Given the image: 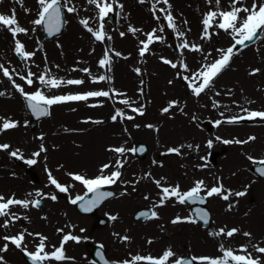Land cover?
I'll return each mask as SVG.
<instances>
[{
    "label": "rangeland",
    "instance_id": "rangeland-1",
    "mask_svg": "<svg viewBox=\"0 0 264 264\" xmlns=\"http://www.w3.org/2000/svg\"><path fill=\"white\" fill-rule=\"evenodd\" d=\"M118 2L124 5L123 11L116 15L120 10L115 8L114 2L112 19L104 22L105 31L112 39L111 41L106 39L103 43L95 41L79 23L80 19L89 17L90 26L96 28L99 24L98 11L95 6L87 4V0H72L77 12L68 13L63 10L64 29L51 39H45L41 26L31 23L37 18L39 10L37 0H23L22 6L15 0H3L0 3V14L10 15L13 8L16 10L19 26L28 30L27 35L18 34L16 39L25 45L26 51L35 52L28 61L17 57L11 33L0 27V64L9 69L15 83L23 87L25 92L33 93L39 89L45 95L52 96L114 89L124 94L120 97L112 95L110 91L111 99L98 97L90 98L88 103L79 101L80 103L66 102L53 105L49 109L50 115L40 120L34 129H30L29 114L24 107L23 97L13 87L12 81L4 77L0 71V92L5 93L0 96V118L19 124L16 129L0 132V144H9L11 146L9 151L20 149L24 159L33 158L32 153L39 151L41 144L47 149L35 158L37 159L35 165H27L23 159H18L21 162V165H18L7 151H0V180L6 185L3 187L6 189L9 187L11 181L9 174H26L24 169L27 166H31V171L37 174H48L50 171L52 174L73 173L92 178L99 174L103 164H114L118 158L117 154L108 151L109 148L123 146L132 149L136 143L141 142L147 146L143 158H137L131 151L119 157L126 161L125 166L120 169L124 178L114 186L116 189L124 186L128 189L125 198H129V261L136 255L159 258L167 249L176 253L173 259L183 256L216 258L222 256L219 249L223 244L226 249L235 250L236 254H243L239 249L247 245L248 252L254 258L259 257L261 264H264V255L255 252L251 247L254 243L264 246V225L261 228L256 225L258 220L261 221L259 213L264 211V178H259L252 171L253 165L247 159L248 155L264 159V131H260L264 129V121L241 120L236 124L222 123L217 127L214 121L222 120L221 107L212 106L213 101L221 105L223 97H226L224 103L228 102V106L234 107L229 116L243 115L238 105L250 110L264 111V37L258 36L254 42L242 49L237 47L241 50L233 56L229 67L214 80L211 90L207 91L212 95L211 101L204 100L207 92L194 98L186 82L177 76V72L183 76H191L192 73L202 70L201 65L219 58L217 49H227L232 45V37L228 34L226 39H221L223 34L216 32L218 28L215 27L209 30L212 34L210 40L200 38L204 15L210 10H231V0H221L219 9L214 0L211 4L208 0H169L172 15L178 28L185 32V39L202 49L201 52L184 50L183 61L188 66V71H183L179 67L181 57L176 45L180 41L166 27L163 14L156 12V15L161 17L159 22L153 18L150 9L154 0H147L144 4L138 3V0ZM252 2L253 0H242V4L238 6L248 7ZM161 7L167 6L157 5L158 9ZM130 25L141 31L135 35L129 33ZM160 25L165 27L163 33L159 32ZM153 29H157V35L163 36L164 40L151 45L150 52L141 58L140 41L146 40L145 34ZM120 32H124L125 36L121 37ZM105 48L122 54L121 57H116L110 53L112 58L110 72L98 66ZM209 53L211 55L205 60L204 57ZM161 57L176 62L178 68L172 69L164 64ZM234 67L236 71L233 70ZM84 68L89 69L91 76L81 71ZM135 68H140L142 75L138 76L133 71ZM255 68H259L260 72L249 75ZM29 70L35 73L31 86L19 78L26 77ZM237 71L241 73L234 74ZM230 72L233 73L228 76ZM42 73L62 80L82 79L85 82L82 85L49 89L41 85L37 79ZM100 75L110 76L111 80L91 82V77ZM169 80L172 84L168 83ZM140 89H143V95ZM216 92H220V95H215ZM122 99H128L130 106L124 104L120 106L118 102ZM169 101H178L180 107L184 109L183 113L189 115L183 123H178L180 128L177 131L182 130V136L177 133L171 119L161 113ZM91 104L101 106L90 107ZM141 106L144 108L143 116L131 111V107ZM116 109L122 110L125 115L134 116L135 119H124L121 122L118 118L113 122L111 116ZM179 111L177 107L167 114L175 115L174 112ZM92 121L103 123L95 124ZM149 124L154 125L158 131L145 127ZM135 125L140 127L137 128ZM142 131L147 132L150 138L142 135ZM163 131H166V134L164 133L166 136H162ZM40 136L44 139L40 140ZM250 136L256 139L249 144L223 143L225 140H246ZM217 137L220 139H216ZM210 140L212 147L209 148ZM188 145H192V148H188ZM180 146H183L180 158L175 153H167L169 148ZM221 148H224L225 152L217 157L214 164L211 163L210 153H221ZM163 155L164 159L158 157ZM114 170L116 169L110 168L105 174ZM242 170L244 174H240ZM146 173H151V178H144ZM153 180H161L162 187L179 185L182 192L193 187L195 181L203 180L206 189L218 186L219 181L226 190L233 193L246 191L248 194L244 197L231 196L229 201L215 196L207 198V208L211 216L208 227L199 222L177 223L179 226H176L177 224L174 225L171 221L177 216L184 218L191 216L189 206L186 203L179 204L173 198L163 207L153 208L154 204L159 202L160 195V189ZM42 181L43 178L40 176L38 183L31 184L34 190L41 189ZM26 187L29 188L30 185L26 184ZM79 190L85 191L82 184L79 185ZM204 195L205 192H202L201 196ZM145 196L149 199H144ZM229 204L235 206L228 210ZM142 207L155 210L160 218L134 220L132 214ZM4 219L6 218H2L0 223ZM86 220L88 218H82V222ZM224 227L226 229L235 227L240 232L233 238L223 236L215 238L209 234ZM243 232H250L251 238L243 236ZM4 243L5 241L0 239V247ZM0 256H3L4 264H20L18 263L20 260L11 254L9 249ZM168 264H172V261L170 260Z\"/></svg>",
    "mask_w": 264,
    "mask_h": 264
},
{
    "label": "snow or ice",
    "instance_id": "snow-or-ice-1",
    "mask_svg": "<svg viewBox=\"0 0 264 264\" xmlns=\"http://www.w3.org/2000/svg\"><path fill=\"white\" fill-rule=\"evenodd\" d=\"M3 0H0L2 3ZM16 3L23 4V0H15ZM114 2L115 8H118L120 11L116 13L119 15L120 12L123 11V4H120L118 0H87V4L95 6L98 11L97 19L99 24L96 28L90 26L89 18H82L80 19L79 23L83 26V28L91 34L95 41L103 43L106 39L111 41L112 37L108 35L105 31L104 22L108 19L110 14L114 12ZM147 0H138V3L144 4ZM208 3H213V0H208ZM214 3L219 9L221 0H214ZM37 4L39 5V10L37 12V18L34 19L31 23L35 26H42L44 31L47 32L49 36H53L61 31L63 26V17H62V10H66L68 13H75L77 12V8L72 5V0H37ZM158 4L166 5L167 7L157 8ZM242 4V0H231V10L227 11H208L203 19V32L201 35L202 40H210L211 35L210 29L215 27L220 30H223L225 33L229 34L232 39L233 43L227 49H217L219 53V58L214 59L211 63H205L201 65L202 70H198L192 73L191 76H183L180 72H177V76L184 80L187 84L188 89H190L191 93L195 97H200L202 93H206L207 91L211 90L214 86V80L226 69L229 67L232 58L234 55H237L238 52L244 47L247 46V42L253 41L258 36L264 37V0H253L252 4L248 7L238 6ZM171 5L169 0H154L151 4V11L153 14V18L156 19L158 22L160 21L161 17L156 15V12L159 11L163 14V19L166 21V27L172 31L175 38L180 41L176 45V50L178 51L181 59L179 61V67L183 71H188V66L183 61V53L184 50L192 51V52H201L202 49L199 45L195 43H190L187 39H185V32L181 31L171 12ZM28 11V9H25ZM243 13L244 15H241ZM184 24H187V21H184ZM0 27L7 29L14 40V52L17 57H20L24 61L30 60L34 55L35 52H29L25 50V45L19 40L16 39L18 34H28V30L22 26H19L17 18H16V10L13 8L11 10V14H0ZM165 30L164 25H160L159 32L163 33ZM35 31V28L33 29ZM140 29L134 28L131 25L128 27V32L135 35ZM121 37L125 36L124 32L119 33ZM146 40L140 41L139 47V56L143 58L147 53L150 52V46L157 42H163L164 37L161 35H157V29H153L151 32L146 33ZM237 45L241 46V49H237ZM59 47V45H58ZM110 53L116 57H121L122 54L118 51H115L111 48H105L103 57L99 59L98 66L101 69H107V71H111L112 65V58ZM211 53L207 54L204 59L207 60L208 56ZM125 59L127 57H124ZM161 60L164 64L169 65L172 69H177L178 64L171 60L161 57ZM57 67H59L57 65ZM75 70V69H74ZM0 71L4 77L8 78L12 81L13 87L16 89L18 93L27 102V107L30 110L31 114L36 118L47 117L50 115L49 109L53 105H58L66 102H79L84 101L87 102L90 98H98V97H105L111 99L112 96L110 95V91L112 95H119L123 96V93H118L114 89L110 91H88L84 93H77V94H69V95H52L48 96L42 90L37 89L33 93H27L24 91V88L20 85L16 84L13 80L12 74L10 73L7 67H4L3 64H0ZM81 71L87 73L91 76L89 69L84 68ZM135 73L140 76L142 75L140 68L133 69ZM260 72L259 68L252 69L249 72V75H256ZM33 76L35 73H32L30 70L27 72V76H20L21 80H24L25 83L29 86L33 84ZM39 83L46 88L49 89H56L60 88L61 86L67 85H82L84 84V80L82 79H68L62 80L59 78L51 77L50 75H46L44 73L40 74L37 77ZM111 77L106 75H100L98 77H91L92 83H99L102 81H110ZM169 84H172V81H168ZM141 84H143V80H141ZM141 95H143V89H140ZM228 93H231V90H228ZM5 95L4 92H0V96ZM215 95H220V92H216ZM119 103L124 105L130 106V101L128 99H122ZM251 103V102H249ZM90 107H98L101 105L98 104H91ZM212 106L214 108H219L221 105L213 101ZM179 107V110L183 113V107H180L178 101H169L168 106L164 107L161 110L162 114L170 113L173 109ZM243 115L239 116H232L228 117L225 120H216L214 121V125L219 127L222 123L228 124H236L239 123L241 120H254L259 119L264 121V111H257V110H250L247 107L239 106ZM131 111L136 113L137 115L143 116L144 115V108L143 106L131 107ZM221 116H224V113H220ZM120 118L121 122L124 119L127 120H134L135 117L131 115H125V113L120 110L116 109L114 114L111 116V120L116 122L117 119ZM195 119V116L192 117ZM87 123L88 121H84ZM92 123L100 124L103 123L102 121H92ZM19 126L18 122L11 121L6 118H0V132H4L11 129H16ZM135 127L139 128V125H135ZM145 127L149 129H154V125H145ZM71 131V130H69ZM127 131V129H125ZM40 140H43V136L39 137ZM216 139H220L217 137ZM256 137L250 136L246 140H225L223 143L230 144L234 143L237 145H245L249 144L252 141H255ZM181 147L169 148L167 153H175L176 155H181ZM188 148H192V145H188ZM208 147H212V141L208 142ZM11 146L7 143L0 144V151H7L9 156L16 159H23L24 163L27 165H35L37 163L36 157H39L41 153L46 152L47 149L43 144L40 146V150L37 152L32 153V157L30 159H24L23 156L20 154V149L9 151ZM108 151L117 154L118 158L115 160V163H106L103 164L99 169V174L94 178H87L81 174H73L69 173L72 180L79 182L84 186L87 190V193H91V198H86V196H77L74 199H71L70 202L73 205L79 204V207L84 212H91L93 209L99 207L105 200L110 197H113L115 194L111 191H102L101 189L106 186H111L117 183V181L121 180L122 169L125 166L126 161L120 159L119 157H123L126 152L131 151L133 154L136 152H144L145 149L141 146L139 149L132 148L126 149L123 146L120 147H112L109 148ZM247 159L251 161L252 165L255 166L256 173L264 177V159H256L251 155L247 156ZM153 163H156L153 161ZM162 166V165H161ZM110 168H115L116 170L111 171L109 174H105L106 171ZM144 178H151V173H146ZM163 178H161L162 180ZM48 180L50 185L54 186L55 189L60 193H67L71 185L65 186L62 185L57 181V179L52 175L50 171H48ZM161 180H153L156 184L157 188L160 189L159 195V202L155 203L153 208L163 207L169 200L175 198V200L179 204L185 203H192V204H204L207 201V198L210 197H219L224 201H229L231 196L235 197H244L248 193L246 191H236L231 192L230 190L224 189L222 184L218 186H213L206 189L203 180L195 181L194 186L191 187L188 191L182 192L179 185L176 186H168L162 187ZM135 186L133 185V188ZM205 192L204 196H201V193ZM126 193H121V195H125ZM29 196H34L37 198L29 199H17L13 196L5 198L3 195H0V218H7L4 219L2 223H0V228L7 229L10 226V223L15 222L16 220L21 219L22 217L18 216L16 213L12 212L11 209L15 206H19L23 209H28L31 205L33 208H39L41 205V200L44 198L51 199L55 201L57 199L56 195L46 196V194L42 193L40 190H36L35 193H29ZM144 199H149L148 196H145ZM235 205L229 204L228 210H231ZM141 217H144L149 220L159 219V215L155 210L149 211H141L137 215V219L139 220ZM23 219H27V217H23ZM111 221H116L118 219L117 216L111 215L109 216ZM192 223L196 224L198 222H202L203 225L207 226L210 223V214L207 210L202 208L195 209V219L192 216L181 218L177 216L175 219L171 221L172 224L177 223ZM58 232H62L63 229H58ZM240 230L238 228H231L226 229L220 228L218 231L214 233H209L215 238H219L221 236L225 238H233ZM25 235L26 230L21 231L17 235H3L0 237L5 243L2 247H0V253L7 252L9 249V245L15 246L16 249L21 250L24 255H26L31 264H45V262H64L69 259H73L71 257H67L65 254V244L69 241H73L76 243L80 242V237H77L72 234H65L62 237V240L59 246H53L52 251H46V243L47 237L42 236L39 233H27L28 236H34L39 238V243L36 246L35 251L29 252L27 248L24 246L25 242ZM119 235V234H114ZM243 236L251 238L250 232H243ZM120 240L122 242H128L130 237L128 236H120ZM151 243V241H149ZM251 247L254 249L255 252L264 255V246H260L259 244H252ZM100 251L97 252V257L100 260L101 264H110V262L105 258V255L102 251L103 245L100 246ZM222 252V256L211 258V257H191V258H175L176 253H174L171 249H167L163 252V254L159 258H154L151 256L142 257L140 255H136L132 257L131 261L125 260L121 262V264H137L140 261H146L147 264H168L171 260L172 264H194V262H198V264H261V260L259 257H253L251 253L248 252V246H241L239 251L243 254H236L235 250L233 249H226L223 244L220 245V249ZM0 264H4L3 256H0ZM95 264V262H93Z\"/></svg>",
    "mask_w": 264,
    "mask_h": 264
},
{
    "label": "flooded vegetation",
    "instance_id": "flooded-vegetation-1",
    "mask_svg": "<svg viewBox=\"0 0 264 264\" xmlns=\"http://www.w3.org/2000/svg\"><path fill=\"white\" fill-rule=\"evenodd\" d=\"M35 175L38 178L37 182L32 181L30 174H9L11 181H9L8 189L3 187L6 185L0 180V195L5 198L14 195L17 199L31 200L34 196L28 194H34L38 190H34L31 184L38 183L41 176L43 181L40 191L46 196L56 195L57 199L52 201L44 198L41 200L42 203L39 208H33L31 205L28 209L19 206L13 207L11 211L22 218L10 223L7 229L0 228V237L17 235L26 230L24 246L29 252L35 251L39 238L28 236L27 233H39L47 237L45 250L49 252L53 250V246H59L65 234L80 237L79 243L69 241L64 246L66 256L73 259L64 262H45V264H93V262L101 264L97 257L101 245H103L102 251L108 261L121 264L125 260H130L129 241L122 242L120 240V236H128L129 198H125L126 195H121L122 192L126 193L128 190L125 186L116 189L114 184L102 188L104 191H111L115 195L105 200L90 215H82L77 210V206L70 202L71 199L86 193L79 190V182L72 180L69 174H52L62 185H71L67 193H60L54 186L50 185L48 174ZM121 178H124V174ZM26 184H29L30 187L27 188ZM111 215L117 216L118 219L111 221L109 219ZM23 217H27V219H23ZM82 218H88V220L82 222ZM58 229H63V231L58 232ZM9 252L24 264H29L24 253L16 249L15 246L9 245ZM20 261L18 263L22 264ZM137 264H147V262L140 261Z\"/></svg>",
    "mask_w": 264,
    "mask_h": 264
},
{
    "label": "water",
    "instance_id": "water-1",
    "mask_svg": "<svg viewBox=\"0 0 264 264\" xmlns=\"http://www.w3.org/2000/svg\"><path fill=\"white\" fill-rule=\"evenodd\" d=\"M62 17H63V11H62ZM108 19H109V20L112 19L111 15L108 17ZM63 21H64V19H63ZM42 28H43V27H42ZM63 28H64V23H63V26H62V28H61V31H60L59 33L53 35V36H49V35L47 34V32L44 31V29H43V32H44L45 38H46V39H51V38H53V37L59 35V34L62 32ZM256 39H257V38H256ZM256 39H254L253 41L247 42V45L250 44V43H252V42H254ZM237 47H241V46L237 45ZM23 100H24V104H25L26 110L28 111L29 116H30V123H29V126H30L31 129H34V128L36 127V125H37V122L40 121V120H42V119L45 118V117H42V118H39V119H38V118H36L35 116H33V115L31 114L30 110H29L28 107H27V102H26V100L24 99V97H23ZM141 146L145 149V151L142 152V153H141V152H136V153H135V156L138 157V158H140V159L143 158V157L145 156V154H146V152H147V146H146L144 143H141V142H140V143H137V144L134 146V147L137 148V149H139ZM224 152H225V149L222 148L221 153H224ZM219 155H220V154L217 153V152H211V154H210V156H209V161L212 162V163H215V159H216ZM16 161L18 162V160H16ZM26 171L29 172L30 174H36L35 172L31 171V168H30V167H27V168H26ZM252 171H253L254 173H256V171H255V166L252 167ZM256 174H257V173H256ZM257 175H258V174H257ZM258 176H259V175H258ZM259 178H264V177L259 176ZM34 179H35V177H34ZM101 190H102V189H101ZM102 191H104V190H102ZM91 196H92V194L89 193V196H86V198H91ZM206 203H207V201H206L204 204H199V203L192 204V203H188L189 206H190V213H191V215L193 216L194 219H195V209H196V208H202V209H205V210L208 211V209H207V207H206ZM77 208H78V210H79L81 213H83V214H91V213L96 209V208L93 209L91 212H84V211H82V210L80 209L79 204H77ZM141 211H149V210H148V209H141V210L136 211L135 214H134V219H137L136 217H137L138 213L141 212ZM208 212H209V211H208ZM209 214H210V213H209ZM141 218H144V217H141ZM200 223L203 224L202 222H200ZM209 224H210V223H209ZM209 224H208L207 226H209ZM204 226H205V225H204ZM182 258H191V257L185 256V257H182ZM30 262H31V261H30ZM110 264H111V263H110ZM194 264H195V263H194Z\"/></svg>",
    "mask_w": 264,
    "mask_h": 264
},
{
    "label": "bare ground",
    "instance_id": "bare-ground-1",
    "mask_svg": "<svg viewBox=\"0 0 264 264\" xmlns=\"http://www.w3.org/2000/svg\"><path fill=\"white\" fill-rule=\"evenodd\" d=\"M89 18V17H88ZM216 32H218V33H221V34H223V35H221V39H226L227 37H228V34L227 33H225L223 30H220V29H217V31ZM236 67H234V69L233 70H235L236 71V69H235ZM240 70V69H239ZM234 72V71H233ZM233 72H230L229 74H228V76H230ZM238 73H241V71L239 72V71H237V73H234V74H238ZM2 80H3V78H2ZM258 82H260V80H258ZM261 83V82H260ZM260 87V86H259ZM208 94L205 96V98H204V100H210L211 101V93H209V92H207ZM121 97V96H120ZM194 98H195V96H193ZM225 101L226 100V97H223V99H222V101ZM224 101H223V103H221V112H223L224 113V116H221L222 117V120H225L226 118H228V117H232V116H234V115H230L229 116V114L233 111V109H234V107L233 106H228L229 104H228V102H225L224 103ZM241 101L243 102V98L241 99ZM89 102V100L86 102V103H88ZM77 103H80V102H77ZM82 103H85L84 101L82 102ZM119 103V102H118ZM10 104V103H9ZM119 105L121 106V103H119ZM175 113V115H169V114H166L167 115V117H169L170 119H171V121H172V123L175 125V127H176V131L180 128V125L178 124L179 122H182L183 123V120L185 119H187V117H189V115H187V114H184V113H182V112H174ZM259 119H254V120H252V121H258ZM251 121V122H252ZM186 131V130H185ZM260 131H264V129L262 128ZM186 132H188V131H186ZM164 133L166 134V131H163V132H161V134H162V136L164 135ZM177 133L180 135V136H182L183 135V131L182 130H180V131H177ZM141 134L143 135H145V137L146 138H150V136H148V133L147 132H145V131H142L141 132ZM194 135V134H193ZM192 135V136H193ZM164 136H166V135H164ZM152 148H153V150H154V147L152 146ZM179 158L181 157V155H177ZM159 158H165V156L163 155V156H158ZM182 172H177V174H181ZM245 172L242 170V172L240 173V174H244ZM259 213V212H258ZM259 215H260V218H261V221L260 220H258L257 222H256V225L258 226V227H263V225H264V221H263V219H264V211H262L261 213H259ZM182 217V216H181ZM182 218H184V217H182ZM176 226H179V224H177ZM176 226H174V227H176ZM257 226H255V227H257ZM254 227V228H255Z\"/></svg>",
    "mask_w": 264,
    "mask_h": 264
}]
</instances>
